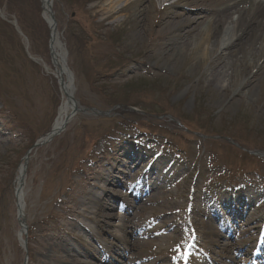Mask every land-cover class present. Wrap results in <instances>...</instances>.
Returning <instances> with one entry per match:
<instances>
[{"label": "rangeland", "instance_id": "obj_1", "mask_svg": "<svg viewBox=\"0 0 264 264\" xmlns=\"http://www.w3.org/2000/svg\"><path fill=\"white\" fill-rule=\"evenodd\" d=\"M49 2L79 109L39 143L61 104L50 27L41 0H0V264H181L190 242L188 264H264L263 56L222 89L206 79L218 53L170 52L162 1L140 24Z\"/></svg>", "mask_w": 264, "mask_h": 264}, {"label": "bare ground", "instance_id": "obj_2", "mask_svg": "<svg viewBox=\"0 0 264 264\" xmlns=\"http://www.w3.org/2000/svg\"><path fill=\"white\" fill-rule=\"evenodd\" d=\"M41 1L43 15L51 31L49 39L51 71L58 83L61 97L53 125L54 129H58L65 119L79 108L73 97V78L65 63L63 43L50 17L51 4L49 0ZM160 1L163 2L160 30L173 24L180 28L170 34L173 40L170 52L172 49L175 50L176 46H181L183 52L202 53L201 59H207L211 53H218L210 64L206 79H215L219 88L227 89L237 74L254 67L261 56L263 60L255 73L264 75V0H216L210 5L206 0ZM90 2L91 8L99 9L103 15L101 21L111 19V23L115 22L118 15L128 9L130 11L125 14V19L135 18V23L140 24L144 12L155 0H90ZM217 4L221 7L217 8ZM191 5H199L200 10L192 13V10L187 8ZM172 8L179 10L170 15ZM91 23L94 21L91 20ZM253 85L252 79L243 84L246 87ZM23 167L16 181V200L21 217L25 219V202L21 191L25 165ZM19 240H23L22 228Z\"/></svg>", "mask_w": 264, "mask_h": 264}, {"label": "water", "instance_id": "obj_3", "mask_svg": "<svg viewBox=\"0 0 264 264\" xmlns=\"http://www.w3.org/2000/svg\"><path fill=\"white\" fill-rule=\"evenodd\" d=\"M50 17L52 18V20H54L52 13H50ZM78 111L77 109H75L73 112ZM72 115V114H71ZM70 115V116H71ZM70 116H68L65 121L63 122V124L58 128V129H52L50 133H48V135L46 136V138L42 141L41 144L45 143L48 140H51L52 138H54L55 136L59 135L64 129L65 126L67 125ZM17 218H18V222L21 225L22 228L26 229L25 225V221L24 219L21 217V213L19 210V207H17ZM25 264V263H24Z\"/></svg>", "mask_w": 264, "mask_h": 264}]
</instances>
